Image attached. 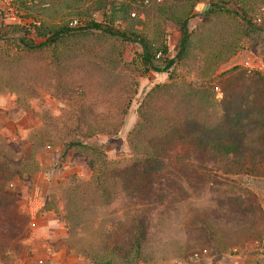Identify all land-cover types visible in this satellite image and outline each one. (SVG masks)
Masks as SVG:
<instances>
[{"label":"rangeland","instance_id":"obj_1","mask_svg":"<svg viewBox=\"0 0 264 264\" xmlns=\"http://www.w3.org/2000/svg\"><path fill=\"white\" fill-rule=\"evenodd\" d=\"M210 1L161 3L170 5L181 17L195 7L189 29L198 47L193 58L177 64L173 73L181 84L191 83L204 93L196 100H186L184 106L180 97L157 104L169 115L179 112L195 118L203 126L206 140L229 142L237 150L236 156L231 157L230 165L219 160L206 163L202 169L195 166L189 178L175 177L164 188L167 195L163 198L169 206L153 217L151 237L156 259L150 264H264V0L250 1L253 12L247 17L248 23L222 11L209 15ZM22 3L54 7L58 17H44L43 21L64 26L72 25L75 12L91 8L93 0H6L0 7V135L8 141L25 140L38 125L35 114L48 107L56 114L61 111L62 118H70L81 108L82 118L121 117L132 79L120 70L137 64L140 46L91 31L72 38L68 48L62 46L56 52H26L17 42L1 38L5 32L13 34L14 26L23 27L31 21L25 17ZM8 7L15 13V23L5 22ZM136 7L141 22L138 31L147 36L154 28L160 43L168 48V56L175 58L181 40L179 28L165 20L152 23L151 8L137 2ZM93 10L84 15L86 20L110 29V19L104 16L106 9ZM127 27L126 22L115 20L112 31L122 33ZM35 42L40 45L45 40ZM218 45L217 55L206 62L204 50L214 51ZM168 77L167 73H150L139 79L138 95L124 117L121 132L114 137L99 135L87 144L99 146L112 160L131 158L127 137L138 118V103L151 87L169 82ZM8 81L22 85L23 91L10 92ZM28 88L43 96V107L39 100L29 98ZM200 98L207 100V108L198 107ZM66 154L62 147H47L37 156L40 171L36 176L16 183L22 190L19 207L30 217V237L7 257H0V264H91L69 247L66 198L62 194L65 184L88 181L91 172L86 158L77 151ZM236 163L254 173L237 172ZM92 198L88 195L87 201L92 202ZM87 213L94 217L103 212L93 205ZM125 213V208L113 211L108 220L122 229Z\"/></svg>","mask_w":264,"mask_h":264},{"label":"trees","instance_id":"obj_2","mask_svg":"<svg viewBox=\"0 0 264 264\" xmlns=\"http://www.w3.org/2000/svg\"><path fill=\"white\" fill-rule=\"evenodd\" d=\"M250 1L211 0L208 14L222 11L234 14L243 23H248L247 17L253 12ZM157 5L159 6L148 7L153 12L150 18L152 23L164 20L171 22L181 33L175 58L168 56V48L160 43V36L155 30L153 32L154 28L147 36L143 31H138L141 22L134 0H93V4L89 6L91 8L75 12L71 21L77 19L79 25L74 27L71 24L54 26L43 21L44 17H58L59 11L53 10L54 7L26 6L22 3L25 17L31 18V21L23 27L14 26L13 34L5 32L1 35L5 41L17 42L18 46L29 53L43 49L56 52L62 46L68 48L72 38L91 31L101 32L123 44L136 43L141 48L137 64L122 66L120 70L132 79L128 102L121 108V117L82 118L80 114L84 109L81 108L75 115L71 114L70 118H62L60 110V114H56L48 107L35 114L38 125L25 140L8 141L0 135L1 258L17 250L30 237V217L19 207L22 190L16 183L36 176L40 171L37 156L47 147H62L64 155L77 151L87 160L91 172L89 180L65 184L62 194L66 198L63 199L66 202L65 221L70 232L69 247L76 249L91 264H150L155 261L156 249L153 247L151 228L155 214L169 206L163 198L167 195L164 188L172 184L175 177L189 178L195 166L202 169L206 163H217L219 160L228 165L233 164L231 157L236 156L234 153L237 150L229 142L206 140L204 128L195 118H188L179 112L177 116L169 115L166 109H161L157 104L162 100L180 97L183 99L180 104L184 106L186 100H196L204 93L202 88L197 89L191 83L181 84L183 82L178 81L173 73L177 70V64L182 65L193 58V51L198 47V44L193 43L194 32L189 29L194 5L184 12V17L176 14L170 5ZM90 9H106L104 16L110 19V26H107L110 29L86 20L84 15L89 14ZM132 12L137 13L136 18L131 17ZM115 20L126 22L128 27L122 33L115 34L112 31ZM262 32L264 35V30ZM19 34L22 36L16 38L15 35ZM42 40L45 42L40 45L35 42ZM215 48L214 51L209 48L204 50L206 62L212 60L213 55H217L219 45ZM159 53L161 57L158 59ZM112 59L113 55L111 59L108 57V60ZM150 73H167L169 82L154 85L143 93L138 103V118L127 137L131 158L112 160L99 146L88 145V140L99 135L114 137L121 132L126 120L124 117L138 95V80ZM8 82L10 83L6 85L10 92L18 94L23 91L22 85ZM177 88H183L182 92ZM26 91H30L29 98L39 100L43 107L46 101L42 95L36 94V90L31 88ZM186 106L188 108L190 104L186 103ZM199 106L207 108V100L201 99ZM234 167L239 173H254L246 165L236 163ZM88 195L93 196L92 202L87 201ZM93 205L103 213L94 217L87 216V211ZM121 208L128 212L124 214L122 229L108 220L113 211Z\"/></svg>","mask_w":264,"mask_h":264},{"label":"built area","instance_id":"obj_3","mask_svg":"<svg viewBox=\"0 0 264 264\" xmlns=\"http://www.w3.org/2000/svg\"><path fill=\"white\" fill-rule=\"evenodd\" d=\"M135 2H137L138 4L142 5L143 7H150L152 6L154 3L155 4H161L163 2V0H134ZM6 0H0V7H2L4 4H5ZM5 22H8V23H15L16 21V17H15V13L13 11V9L11 7H8L6 10H5ZM1 10H0V15H1ZM131 17L132 18H136L137 17V13L136 12H132L131 13ZM72 25L74 26H78L79 23H78V20L75 19L72 21ZM161 57V54L159 53L157 55V58L159 59Z\"/></svg>","mask_w":264,"mask_h":264}]
</instances>
